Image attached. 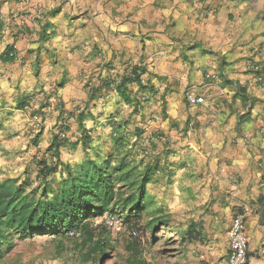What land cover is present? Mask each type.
<instances>
[{
  "label": "crops",
  "instance_id": "0c3cea01",
  "mask_svg": "<svg viewBox=\"0 0 264 264\" xmlns=\"http://www.w3.org/2000/svg\"><path fill=\"white\" fill-rule=\"evenodd\" d=\"M229 5V0H0L4 106V100L18 105L45 99L43 111L59 117L61 109L87 106L101 81L114 86L137 65L146 70L143 80L156 86L148 101L158 109L152 128L165 133L163 149H174L168 157L174 174L156 177L152 189L158 193L165 187L160 194L182 203L185 245L169 258H147L154 264H228L229 232L238 214L245 216L249 264L264 259L259 203L264 196V52L254 44L238 49L237 38L222 33ZM9 48L15 51L13 60L3 57ZM129 86L135 94L138 85ZM188 91L203 95L205 103L190 105ZM113 102L130 106L104 88L86 112L112 108ZM162 110L167 115L160 117ZM95 118L85 119L87 128ZM68 122L78 125L73 117ZM156 153L164 163L165 153ZM192 233L197 239L187 238Z\"/></svg>",
  "mask_w": 264,
  "mask_h": 264
},
{
  "label": "trees",
  "instance_id": "16d2710c",
  "mask_svg": "<svg viewBox=\"0 0 264 264\" xmlns=\"http://www.w3.org/2000/svg\"><path fill=\"white\" fill-rule=\"evenodd\" d=\"M14 55L15 51L9 48L3 57L13 60ZM145 72L144 67L133 66L130 74L125 75L114 86L112 82L101 81L91 90L87 106L77 107L72 111L61 109L59 119L65 120L60 122L59 131L53 135L47 154L36 161L32 170L25 171L22 180L19 177L0 180V258L14 247L18 239L51 234L80 238L81 245L89 247L84 256L85 261L103 262L109 256L106 250L111 248V244L104 236L106 226L94 225V217L119 208L125 214L127 222L140 227L143 213L151 212L153 203V196L149 193L147 185L158 173L167 175L169 179L174 174L169 167L172 162L168 161L172 152H165L167 158L162 163L161 158L136 161L135 158H130L131 151L126 150L116 162L114 152L102 156V148L97 150V146L92 147L94 136L84 121L89 116L94 117L90 110H86L90 101L96 99L104 88L116 91L122 100L132 107V113L137 114L143 109L144 100L149 99L147 94L155 95L158 92L151 81L143 80L142 75ZM131 84L138 85L135 94L129 86ZM238 89L243 95H247L244 88ZM27 103V100H23L17 107L24 108ZM39 112L43 114V109ZM71 117L75 118L80 130V136L75 142L68 136L71 130L68 120ZM125 122H111L113 130L110 137L116 145V154H120L121 149L128 143L125 135L117 134ZM138 130L139 128H136V135L141 136L144 132ZM40 136L38 133L37 137ZM80 144L86 150L87 156L79 162L64 161L62 148ZM93 150L95 155L89 153ZM259 203L264 211V196L260 197ZM152 212L154 217L147 226L152 227L153 231L168 223V214L162 213L161 209ZM191 231L192 229L189 230ZM188 237L191 240L197 239L198 234L192 233ZM137 238L138 236L132 237L134 240ZM128 249L131 250V255L127 258V264H154L143 257L140 241L129 242Z\"/></svg>",
  "mask_w": 264,
  "mask_h": 264
},
{
  "label": "rangeland",
  "instance_id": "374dc122",
  "mask_svg": "<svg viewBox=\"0 0 264 264\" xmlns=\"http://www.w3.org/2000/svg\"><path fill=\"white\" fill-rule=\"evenodd\" d=\"M229 1L230 16L227 19L226 31L222 33L225 36L236 37L234 46L238 49L248 48L250 44H254L253 48L258 47L260 52H264V0ZM147 96L149 99L144 100V107L137 114L132 113L131 106L116 107L115 102L112 103V108L108 106L106 108L105 105L94 108L93 113L96 118L86 122L94 136L92 147L97 146V150L102 148V156L108 152H114L116 162L126 150L131 151L130 158H135L136 161L141 159L153 160L157 156V151L174 152V149L171 148L163 149L164 140L162 137L165 136V133L155 131L156 128H152L157 121L152 114L158 109L149 106L148 101L152 95L147 94ZM163 99L162 96L161 100ZM3 102L6 103V106L1 104L2 101L0 100V180L8 177H19L22 180L25 177V171L27 169L32 170L36 161L47 154V148L53 135L59 131L60 122L65 119L54 118L46 111L41 114L39 110L43 109L42 104L46 102L45 99H32L24 108H18L13 101L4 100ZM44 114L46 115L45 118H43ZM161 115H167V112L162 110L160 117ZM112 121L115 123L125 122L123 128L117 132L118 135H125L128 138V143L121 149L120 154L115 153L116 145L110 137L113 130ZM70 125L71 130L68 132V136L75 142L80 136V130L78 125ZM136 128L144 133L137 136ZM181 131L179 130V132ZM38 133L41 134L40 137H37ZM167 142L172 143V141ZM89 153L95 155L94 150L93 152L89 151ZM86 156V150L81 144L77 146L67 145L62 148L64 161L79 162ZM156 177L166 179L162 173H158ZM154 183L147 187L153 196L151 212L145 211L143 213L140 227L132 222H127L125 214L119 208L110 210L123 218L125 226L120 231L105 228L104 236L110 242L111 248L106 250L109 252V256L103 262L98 260L85 261L84 256L89 247L82 246L80 238L40 234L27 239L16 240L14 247L3 258H0V264H127V258L131 255L128 244L132 241H140L145 258H150L154 254L162 255L164 258L173 256L176 249L183 248L185 245L181 244L185 243V239H183L185 227L182 226V224L185 225V220L179 218L182 213H180L182 203L176 198L167 197L164 194L167 192L165 187L161 188L158 193L154 191L152 189ZM161 192H164L163 195L160 194ZM157 209L168 214L169 221L153 231L152 227L147 225L154 217L152 211ZM101 216L94 217V225L102 224L104 226ZM133 230L138 233L137 240L132 239L134 237L132 235Z\"/></svg>",
  "mask_w": 264,
  "mask_h": 264
},
{
  "label": "built area",
  "instance_id": "2783aa9c",
  "mask_svg": "<svg viewBox=\"0 0 264 264\" xmlns=\"http://www.w3.org/2000/svg\"><path fill=\"white\" fill-rule=\"evenodd\" d=\"M10 55L12 56L13 53H10ZM186 97L190 105L204 104L206 101L203 95H198L194 91H188ZM101 219L102 223L107 228L119 231L124 229L125 224L123 218L117 213L106 211L101 216ZM132 235L137 236V231L133 230ZM229 240L231 251L228 259V264H249L248 237L246 233L244 214H238L237 216H235L232 226L230 228ZM260 264H264V259Z\"/></svg>",
  "mask_w": 264,
  "mask_h": 264
}]
</instances>
